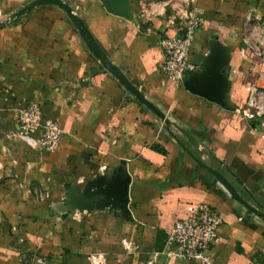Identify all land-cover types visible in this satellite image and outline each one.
Here are the masks:
<instances>
[{"label":"crops","instance_id":"1","mask_svg":"<svg viewBox=\"0 0 264 264\" xmlns=\"http://www.w3.org/2000/svg\"><path fill=\"white\" fill-rule=\"evenodd\" d=\"M32 1L0 0V21ZM64 1L172 128L102 67L58 8L0 28V264H91L93 256L105 264H191L164 251L174 223L201 204L224 222L214 264H264V219L199 163L264 212L263 128L237 113L250 89L264 91V0H196L205 25L192 44L193 77L217 55L225 108L164 75L160 42L176 33L149 14L150 0H131L132 20L99 0ZM30 100L65 132L56 153L15 136ZM120 174L130 178L127 214L85 204L88 186Z\"/></svg>","mask_w":264,"mask_h":264},{"label":"built area","instance_id":"2","mask_svg":"<svg viewBox=\"0 0 264 264\" xmlns=\"http://www.w3.org/2000/svg\"><path fill=\"white\" fill-rule=\"evenodd\" d=\"M147 6L149 14L162 17L166 28L176 33L163 38L160 46L164 58L163 73L180 87L196 72V66L190 62V54L193 40L205 21L196 8V0H150ZM147 9L143 4L141 17ZM237 113L245 121H255L257 126L263 128L261 138L264 142V91L250 89L244 108ZM17 125V139L33 149L49 153L59 150L65 135L57 120L44 118L42 105L37 100L26 102ZM223 223L217 209L207 204L195 206L189 218L176 221L170 229L164 253L178 262L214 264L212 249ZM38 264H43V261ZM91 264L105 263L101 257L93 256Z\"/></svg>","mask_w":264,"mask_h":264},{"label":"water","instance_id":"3","mask_svg":"<svg viewBox=\"0 0 264 264\" xmlns=\"http://www.w3.org/2000/svg\"><path fill=\"white\" fill-rule=\"evenodd\" d=\"M99 1L104 6L105 10L113 16L120 17L126 20H132L134 18L131 0ZM40 7H56L61 10L63 14L71 21L91 54L100 62L102 67L113 77H115L118 82L132 96H134V98L138 102L143 104L148 110H150L153 114L160 118L167 130H170V128H172V124L167 116L160 112L153 104H151L146 99L144 93L140 91L136 86L131 84L122 73V71L112 63L108 55L96 42L95 38L86 26L83 19L76 13L70 3L64 0H34L23 6L21 9L10 15L5 20L0 21V28L21 20L26 15L32 13L34 10ZM210 59L211 61L206 69V73L198 78L193 77L195 73L190 75V77L185 81L184 87L191 94L204 98L209 102L215 103L225 108V77L223 64L217 55H213ZM250 123L255 124V121H251ZM189 139L191 141V144L195 146V141L192 138ZM199 163L203 167H205L211 174H213V176L217 180L221 181L223 186L230 192L235 200L243 204L256 216L264 219V212L260 211L258 208H254L251 204L247 203L237 193L233 185L225 178V176L221 172L205 166L200 161ZM129 184L130 178L128 176H123L122 174L114 176L107 182L99 181L98 183H94L91 186H88V190H86L85 204L92 205L94 203H97V205H100L102 207H112L123 211L124 214H127L129 202ZM80 211L83 212L85 211V209H82Z\"/></svg>","mask_w":264,"mask_h":264},{"label":"trees","instance_id":"4","mask_svg":"<svg viewBox=\"0 0 264 264\" xmlns=\"http://www.w3.org/2000/svg\"><path fill=\"white\" fill-rule=\"evenodd\" d=\"M174 132H176V131H174Z\"/></svg>","mask_w":264,"mask_h":264}]
</instances>
